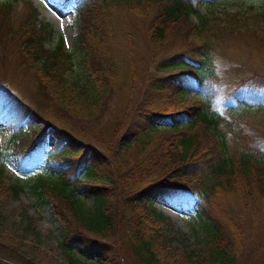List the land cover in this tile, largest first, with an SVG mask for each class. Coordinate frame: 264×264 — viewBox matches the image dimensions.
<instances>
[{"label": "trees", "instance_id": "obj_1", "mask_svg": "<svg viewBox=\"0 0 264 264\" xmlns=\"http://www.w3.org/2000/svg\"><path fill=\"white\" fill-rule=\"evenodd\" d=\"M58 1L79 19L75 49L84 79L69 80L73 62L62 42L45 46L54 31L35 19L29 0L18 28L14 4L0 2V46L17 38L18 57L38 80L31 104L0 81V121L11 127L18 162L30 169L43 158L53 176L37 175L31 188L60 218L63 250L79 244L110 264H129L126 255L132 264H264V106L240 110L250 83L225 75L217 89L221 76L212 66L226 35L264 39V9L249 5L194 24L189 15L212 0ZM136 19L146 43L166 57L144 62ZM189 92L198 98L186 99ZM49 129L55 143L46 148ZM21 190L17 182L0 187V200ZM86 195L93 205L85 206ZM157 201L195 210L201 253L165 252L149 220L150 212L163 219ZM21 250L0 234V264H38Z\"/></svg>", "mask_w": 264, "mask_h": 264}, {"label": "rangeland", "instance_id": "obj_2", "mask_svg": "<svg viewBox=\"0 0 264 264\" xmlns=\"http://www.w3.org/2000/svg\"><path fill=\"white\" fill-rule=\"evenodd\" d=\"M7 1L14 4L11 20L13 28H18L29 12L27 0H0V2ZM29 1L37 11L35 19L41 23H48L54 31L45 46L52 49L59 42H62L64 49L71 54L73 62L72 69L67 74L69 80L83 81L84 75L79 64L80 54L75 49L80 29L76 14L71 10L63 9L58 0ZM249 5H252L254 11H262L264 0L204 1L198 6L199 12L190 14L188 20L191 23L199 24L203 15L211 16L214 13L223 11L246 9ZM134 24L135 41L139 45V52L141 49L144 54V62L148 64L151 61L166 57L168 53L165 49H155L150 47L149 43H146L141 29L142 22L136 19ZM4 32V37L10 35L9 30ZM3 41L6 40L3 39ZM16 43L17 38H14L9 45L0 46V81L9 85L16 95L31 104L38 88V80L35 73L29 71L26 64L19 59L18 52L14 48ZM222 47L229 48L226 49L225 54L221 53ZM237 50L249 54L252 59H246V57L243 59L241 56H236ZM212 66L221 76V79L216 82L217 89L221 90L226 85L222 80L225 75L232 76V79H243L246 80V83H250L248 88H244L246 89L243 94L245 97L241 102L242 104L238 106L240 110L254 111L257 107L264 106L263 38L246 34L226 35L213 52ZM236 67H240V69L238 71L234 70ZM234 87L237 89L240 84L236 82ZM138 88L136 96L141 92V89ZM241 89L240 87L237 92H240L242 97ZM184 97L191 101L198 98L192 92L187 93ZM115 101V99H111V109ZM231 101L234 102L233 99ZM109 112L111 111L109 110ZM34 127L38 131L41 124H35ZM12 138L11 127L0 121V168L4 169L2 181L4 186L14 182L22 185V190L18 196L8 192L6 196L1 197L0 234L2 237L11 238L12 242H16L17 245L21 246V251L26 258H34V262L38 264H70L67 254H70L74 261L79 264H110L107 261L98 259L94 254L90 257L86 256L79 244L74 245L69 251L63 250L61 244L63 225L60 218L53 213L52 206L48 202H43L42 198L31 188V184L37 175L41 174L50 179L53 176L45 170L46 164L42 161L43 158L38 160L33 168L25 169L18 162L17 157L13 155ZM54 143L55 138L51 133V129H49L44 146L49 148ZM4 186L1 185L0 187L4 188ZM82 199L85 206L93 205L91 196H82ZM153 206L156 214H163V219H161L150 212L149 220L159 231L161 240L165 243V252L172 257L181 258H185L193 251L196 253L202 252L204 246L201 242L203 238L201 219L192 207L183 209L159 201L155 202ZM34 251L35 253L38 251L39 254L35 255ZM25 252L29 253L26 255ZM126 257L129 264H132V259L127 255ZM0 260L5 261L2 258Z\"/></svg>", "mask_w": 264, "mask_h": 264}]
</instances>
